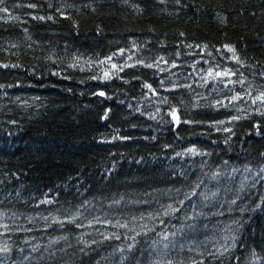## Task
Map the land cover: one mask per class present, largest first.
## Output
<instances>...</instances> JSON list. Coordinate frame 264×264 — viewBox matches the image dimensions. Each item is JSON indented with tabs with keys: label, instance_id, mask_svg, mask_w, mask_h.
I'll return each instance as SVG.
<instances>
[{
	"label": "trees",
	"instance_id": "trees-1",
	"mask_svg": "<svg viewBox=\"0 0 264 264\" xmlns=\"http://www.w3.org/2000/svg\"><path fill=\"white\" fill-rule=\"evenodd\" d=\"M0 9V264H264V0Z\"/></svg>",
	"mask_w": 264,
	"mask_h": 264
},
{
	"label": "snow or ice",
	"instance_id": "snow-or-ice-1",
	"mask_svg": "<svg viewBox=\"0 0 264 264\" xmlns=\"http://www.w3.org/2000/svg\"><path fill=\"white\" fill-rule=\"evenodd\" d=\"M3 3H4V0H0V4H3ZM30 6H31V7H35V5H30ZM0 11H5V9H0ZM35 18H36V17H34V19H35ZM39 19H44V18H43V17H39ZM48 19H51V17H48ZM227 51H229V52H233V53H234V49L231 48V47H228V48H227ZM108 59L111 60L112 58L109 57ZM234 59H237V60H238V58H236L235 56H234ZM104 63H107V61H105ZM2 66H3V67H7V65H2ZM147 66H148V67H152V65H147ZM116 67H117V66H116L115 64L112 65V68H113V69H115ZM121 70H122V69H121ZM209 75H212V73H209ZM216 75H217V76H220L221 73H217ZM223 75H224V76H227V75H229V73H224ZM104 78H105V79H110V78H111V77H110V74H109L108 72H105V73H104ZM0 87H3V85H0ZM144 87L148 88L149 91H153L152 88H151V85L145 84ZM153 94H155V93H153ZM98 95H100V96H104L105 93H104L103 91H101V92L98 93ZM256 99L259 100V101H261V103H264V94H261V96L256 97ZM169 115L171 116L172 121H174L177 125H179V124L181 123V120H180V118L178 117V115L176 114V111H175V110H173L172 112H170ZM234 119H235V118H234ZM183 122H184V123H189V121H183ZM221 123H223V122H221ZM188 152H189V153H192V154H194V155H199V154H200V153H198V151H197L195 148H189V149H188ZM177 155H184V154H182V153H178ZM262 171H264V170H262Z\"/></svg>",
	"mask_w": 264,
	"mask_h": 264
}]
</instances>
